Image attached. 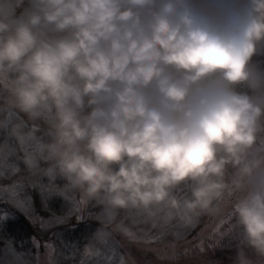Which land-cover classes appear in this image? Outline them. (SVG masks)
<instances>
[{"label": "clouds", "instance_id": "1", "mask_svg": "<svg viewBox=\"0 0 264 264\" xmlns=\"http://www.w3.org/2000/svg\"><path fill=\"white\" fill-rule=\"evenodd\" d=\"M258 57L264 0H0V132L109 222L191 223L230 204L233 264H264Z\"/></svg>", "mask_w": 264, "mask_h": 264}, {"label": "rangeland", "instance_id": "2", "mask_svg": "<svg viewBox=\"0 0 264 264\" xmlns=\"http://www.w3.org/2000/svg\"><path fill=\"white\" fill-rule=\"evenodd\" d=\"M3 115H7V113ZM39 124V122L35 125L31 123L32 127L35 128L40 125L41 128L44 127ZM39 130L41 129L39 128ZM34 132H38V130ZM39 133L38 136H35L37 139L40 136L43 137V133L41 131ZM23 151L25 153L24 148ZM10 154V150L7 151L0 145V264H59L60 262H66L63 249L66 246L56 250L55 244V240L57 242L60 238V234L55 236L56 226L65 221L60 220L62 217L56 220L47 216L46 218L33 217L35 210L29 203L26 204L19 198L20 193H22V196L26 195V182L22 184V188L7 182V170L10 169V166L8 164L7 167L5 166ZM21 158L22 156H17V159ZM19 170L14 168L13 172L17 173ZM22 171L30 172L27 165ZM19 174L21 173L19 172ZM30 174L32 190L35 191L37 189L35 186H38L43 194L46 188L45 182L48 178L33 176L31 172ZM3 179H5V182ZM57 193H59L63 201L65 200L69 204L70 209L67 215L71 214L73 216L74 214L80 217V213L88 207V201L77 190H72L68 187L61 190L49 188V195H56ZM15 209L23 211L36 227L33 230L32 238L25 239L23 243H20L24 244L25 248L22 245L20 247L17 246L18 248L16 249L13 248L4 239L5 237L1 230L3 229L1 225L7 222V219L13 214ZM197 220L196 218L191 223L186 222L185 226L177 233H174L173 237L156 242L148 234L149 230L141 225L134 227L132 235L125 234L118 225L103 227L101 230L107 232L108 235L100 236L98 234L94 237L79 259L72 262V264H202L206 260L209 263L208 260H215V250L217 246L221 247L220 240L223 239L227 231L232 228V230L237 232L239 229L235 225L231 205L227 203H221L217 212L208 213L206 222L193 231ZM103 222L104 225H109V221L106 218H103ZM237 234L239 233L237 232ZM38 236L42 237L43 241L38 240ZM207 240L212 244H207ZM235 255L236 253L230 256L229 264H233ZM217 261L221 262V260ZM217 261L214 263L220 264Z\"/></svg>", "mask_w": 264, "mask_h": 264}, {"label": "trees", "instance_id": "3", "mask_svg": "<svg viewBox=\"0 0 264 264\" xmlns=\"http://www.w3.org/2000/svg\"><path fill=\"white\" fill-rule=\"evenodd\" d=\"M257 59H264V57H258ZM13 118L27 119V117L23 116V114H19ZM40 126L38 128L32 127L31 122H29V128L32 130L34 136H38L40 131L43 133L45 130V127L41 128ZM39 128L41 130H39ZM37 130L38 132H34ZM42 136H44V133ZM3 137L6 138L3 139ZM0 145L7 149V151H11L8 160H6L7 163L5 166L7 167V164L10 166V169L7 170V182H11L18 188H22V184L26 182V195L22 196V193H20L19 198L23 200L24 203H29L35 210L33 217L40 216L46 218L47 216L53 220L62 217L60 220L65 221L57 225L55 230V236L60 234V238L57 240V242L55 240L56 250H59L60 247L62 248V246H66L63 247L65 251L64 256L66 262H60L59 264H72V262L77 261L85 250L86 246L93 241L94 237L99 234L103 227L118 225L121 220H123L124 224L130 227L131 230H134V227L138 225L144 226L145 229L149 230L148 234L153 238V240H155V242L173 237L174 233H177L182 227L185 226L186 222L179 219H173L172 221L159 219L153 221L145 219L144 216L135 212L128 213L123 210L120 212L117 219L115 221L109 222V225L107 226L104 225L103 222V218L107 219L106 215L104 214L103 207L98 205L95 201H88V207L80 213V217L79 215L75 216L74 214L73 216L71 214L67 215V212L70 209L68 202L65 200L63 201L59 193L56 195H49V188L61 190L67 187L66 183L61 179H57L54 182H50L48 179H46V188L45 191H43V194L41 190H39L38 186H35L37 187L35 191L32 190L30 172L22 171V169H25L26 165L23 147L20 146L18 141H16V139L10 136L7 132H0ZM17 156H22V158L17 159ZM14 168L20 169L19 172L21 174H19V172L14 173ZM3 180L5 182V179ZM184 192H187L186 188L184 189ZM207 215L208 213H205L197 218L198 220L193 231L196 230L201 224L206 222ZM1 226L3 228L1 230L3 236L5 237L4 239H6L7 242L15 249L18 248L17 246L20 247L21 245L25 248V245L20 243H23L25 239L32 238L33 230L36 228L32 224L31 219L19 209L13 210V214L7 219V222L3 223ZM231 230L232 228L227 231L223 239L220 240L221 247L217 246V249L215 250V260H208L209 263H207V260L205 259L206 261L202 264H216L214 262L217 260H221L222 263L217 261L220 264H229L231 259L230 256L236 253L240 239L238 238L240 237L239 230H237L239 234H237V232L234 230ZM37 239L43 241V238L40 236H38ZM206 243L212 244L209 240H207Z\"/></svg>", "mask_w": 264, "mask_h": 264}]
</instances>
